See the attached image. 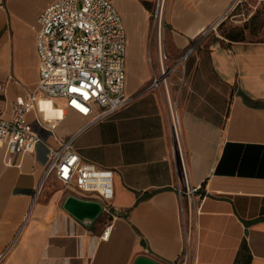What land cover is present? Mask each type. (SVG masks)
<instances>
[{"label":"crops","instance_id":"crops-1","mask_svg":"<svg viewBox=\"0 0 264 264\" xmlns=\"http://www.w3.org/2000/svg\"><path fill=\"white\" fill-rule=\"evenodd\" d=\"M54 1L0 0V108L7 116L12 101L36 89L38 17ZM112 2L126 28L125 92L132 101L85 127L88 119L64 100L38 93L27 117L48 145L74 137L83 159L112 168L114 198L108 204L84 196L54 176L37 192L45 147L8 163L0 146V264H135L141 256L160 264H264V39L211 35L240 0H167L170 55L198 40L174 106L171 92L143 91L154 72L156 0ZM48 101L60 117L44 120L40 104ZM172 108L189 184L201 186L190 201L174 151ZM71 195L96 200L103 211L87 224L64 208Z\"/></svg>","mask_w":264,"mask_h":264},{"label":"built area","instance_id":"built-area-1","mask_svg":"<svg viewBox=\"0 0 264 264\" xmlns=\"http://www.w3.org/2000/svg\"><path fill=\"white\" fill-rule=\"evenodd\" d=\"M166 2L156 0L152 10L149 62L154 72L143 91L164 89L168 95L175 85L176 75L182 74L180 77L184 80L187 60L198 40L182 54L170 55L166 42ZM233 7L212 29L225 20ZM36 52L39 60L36 89L12 101L10 115H6V108H0V146L6 147L7 162L11 163L18 154L35 153L42 144L46 159L37 192L54 176L64 185H74L84 196L97 195L110 204L115 194L113 169L83 159L74 149V137L59 147L48 145L34 130L27 114L35 108L38 93L64 100L69 110L88 119L85 127L129 104L134 96L125 92L127 33L124 20L112 0H55L38 17ZM4 89L0 82V93ZM172 136L190 201L199 194L201 186L189 184L182 129L180 123L177 125L174 109ZM178 190L182 193L181 188ZM109 232L103 237H108Z\"/></svg>","mask_w":264,"mask_h":264},{"label":"rangeland","instance_id":"rangeland-1","mask_svg":"<svg viewBox=\"0 0 264 264\" xmlns=\"http://www.w3.org/2000/svg\"><path fill=\"white\" fill-rule=\"evenodd\" d=\"M240 29H244L245 38L250 40L264 39V0H240L237 7L211 32V35L215 36L216 33H219L225 36L229 31L238 33ZM187 71L188 65L186 66L185 77ZM180 76L182 74L174 77L175 85L171 89L174 106L186 83V79L184 78L185 81H182Z\"/></svg>","mask_w":264,"mask_h":264},{"label":"water","instance_id":"water-1","mask_svg":"<svg viewBox=\"0 0 264 264\" xmlns=\"http://www.w3.org/2000/svg\"><path fill=\"white\" fill-rule=\"evenodd\" d=\"M64 208L83 222L91 223L103 211L102 203L96 200L83 199L76 196L67 197ZM135 264H160L151 258L141 256Z\"/></svg>","mask_w":264,"mask_h":264},{"label":"clouds","instance_id":"clouds-1","mask_svg":"<svg viewBox=\"0 0 264 264\" xmlns=\"http://www.w3.org/2000/svg\"><path fill=\"white\" fill-rule=\"evenodd\" d=\"M40 110L45 113L44 120H51L61 116V113L52 110L51 101L41 102Z\"/></svg>","mask_w":264,"mask_h":264},{"label":"trees","instance_id":"trees-1","mask_svg":"<svg viewBox=\"0 0 264 264\" xmlns=\"http://www.w3.org/2000/svg\"><path fill=\"white\" fill-rule=\"evenodd\" d=\"M244 29H240L238 33L235 31H229L225 37H227L230 40H245V33L243 32Z\"/></svg>","mask_w":264,"mask_h":264},{"label":"bare ground","instance_id":"bare-ground-1","mask_svg":"<svg viewBox=\"0 0 264 264\" xmlns=\"http://www.w3.org/2000/svg\"><path fill=\"white\" fill-rule=\"evenodd\" d=\"M170 94V93H169ZM170 100H171V97H170ZM175 119H176V122H177V125H179L180 123V119H179V115L177 113V111H175ZM181 124V123H180Z\"/></svg>","mask_w":264,"mask_h":264},{"label":"snow or ice","instance_id":"snow-or-ice-1","mask_svg":"<svg viewBox=\"0 0 264 264\" xmlns=\"http://www.w3.org/2000/svg\"><path fill=\"white\" fill-rule=\"evenodd\" d=\"M73 91H75V89H73Z\"/></svg>","mask_w":264,"mask_h":264}]
</instances>
